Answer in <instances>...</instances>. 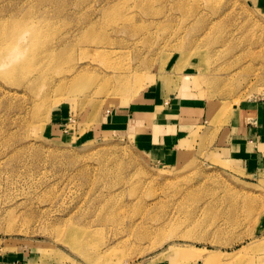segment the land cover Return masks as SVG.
Masks as SVG:
<instances>
[{
    "label": "rangeland",
    "instance_id": "1",
    "mask_svg": "<svg viewBox=\"0 0 264 264\" xmlns=\"http://www.w3.org/2000/svg\"><path fill=\"white\" fill-rule=\"evenodd\" d=\"M258 1L0 0V261L264 264V161L225 149L264 101ZM156 84L203 101L165 160L100 121Z\"/></svg>",
    "mask_w": 264,
    "mask_h": 264
},
{
    "label": "crops",
    "instance_id": "2",
    "mask_svg": "<svg viewBox=\"0 0 264 264\" xmlns=\"http://www.w3.org/2000/svg\"><path fill=\"white\" fill-rule=\"evenodd\" d=\"M258 2L264 6V0ZM159 86L147 87L138 94L139 100L111 109L100 121L106 130H125L136 135L139 144L151 155L165 160L176 155L173 150L185 138L191 113H200L203 101L188 94L186 86H178L175 91L172 87L168 89L170 86L166 89ZM244 116L245 119L240 117V126L225 149L234 161L248 169L264 161V101L249 105ZM0 264L27 263L15 257L1 260Z\"/></svg>",
    "mask_w": 264,
    "mask_h": 264
},
{
    "label": "bare ground",
    "instance_id": "3",
    "mask_svg": "<svg viewBox=\"0 0 264 264\" xmlns=\"http://www.w3.org/2000/svg\"><path fill=\"white\" fill-rule=\"evenodd\" d=\"M114 91H116V92H120L119 94L122 93V95H123V93L126 92V89H122V91H119V90L115 89ZM134 96H135V94L132 95V97H134ZM107 100H108V103H109L110 105H112V104L114 105V104L118 101L116 97H112V96H111L110 98H108ZM109 104H108V105H109ZM185 253H186V252H185ZM185 253L182 252V255H184ZM197 257L200 258L201 255H198ZM199 258H198V260L200 261L201 259H199Z\"/></svg>",
    "mask_w": 264,
    "mask_h": 264
}]
</instances>
